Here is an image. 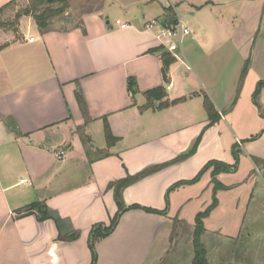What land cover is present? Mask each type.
<instances>
[{
	"label": "crops",
	"instance_id": "obj_1",
	"mask_svg": "<svg viewBox=\"0 0 264 264\" xmlns=\"http://www.w3.org/2000/svg\"><path fill=\"white\" fill-rule=\"evenodd\" d=\"M11 2L14 6L2 12L0 22L15 17L17 0H0V9ZM230 2L237 12H228L227 18L214 9L215 1H207V34L191 33L181 60L170 54L175 62L168 82L161 61L166 52L144 22L114 26L96 14L73 27L42 31L32 16L23 15L17 32H0V264H92L93 227L109 226L118 213L109 185L167 164L123 191L127 207L164 214L129 210L114 232L96 243V264H153L164 254L159 242L175 233L180 212L175 216L173 211H182L213 186L212 170L197 182L182 184L193 181L209 162L233 166L238 152L237 169L217 176L224 190L252 184L251 178L254 185L257 171L264 178V166L259 167L264 164V85L259 106L254 102L257 86L264 82V0L219 4ZM130 78L136 81V93L129 90ZM159 87L165 99L148 104L145 93ZM203 94L220 116L215 124H210ZM182 98L186 100L171 104ZM166 101L170 104L161 107ZM105 119L118 139L112 147L105 138ZM199 137L196 153L174 162ZM243 161L250 164L245 180L220 181L237 175ZM78 164L86 165V172L80 173ZM36 202H45L64 221L63 235L76 231L79 237L61 240L54 220L16 218V211Z\"/></svg>",
	"mask_w": 264,
	"mask_h": 264
},
{
	"label": "rangeland",
	"instance_id": "obj_2",
	"mask_svg": "<svg viewBox=\"0 0 264 264\" xmlns=\"http://www.w3.org/2000/svg\"><path fill=\"white\" fill-rule=\"evenodd\" d=\"M68 1L69 7L66 11L50 21L51 28L63 27L68 24L73 27L81 23L85 16L99 14L103 16L105 21H109L114 26H118L116 24L117 20L123 23H131L137 20L147 24L149 21L154 20L163 21L167 17L169 21L181 20L182 24L191 31L192 36H200L202 32L207 34V1L209 0ZM212 1L217 3L214 9L218 12L223 11L227 18L230 15L229 13L237 12V8L231 2L226 6L219 4L220 2L233 0ZM30 3V0H17V4L13 9L14 11H24L29 8ZM58 3H43L41 5H43V8L48 5L57 8ZM144 6L146 7L145 11L142 10ZM203 6L205 7L203 8ZM168 7H171L172 11H166ZM144 15L146 18H143ZM12 16L13 19L10 17L8 21H14V14ZM233 20L235 21L234 18ZM79 132L85 144H88L85 133L83 131ZM246 163L245 161L242 162L241 170L237 175H225L222 179L220 178V181L230 184L234 180L238 182L245 180L248 170L247 165H250ZM263 166L264 164L259 165L260 168ZM77 169L80 173L81 171L86 172V165L81 166L78 164ZM257 174H262V171H257L256 176L253 177L256 179L254 185L251 178L252 184L243 183L241 188L219 190L216 193L218 206L213 210L211 216L205 220L206 232L202 237L210 263L264 264V178ZM214 196L213 184L205 193H201L199 199L186 204L182 211H173L175 216H178L177 214L180 212L179 218L174 219L175 233L169 241L163 243L158 241L157 248L164 249V254L162 259L153 264L193 263L195 255L193 244L195 219L198 213L205 211L212 204ZM157 248L155 251L158 250Z\"/></svg>",
	"mask_w": 264,
	"mask_h": 264
},
{
	"label": "trees",
	"instance_id": "obj_3",
	"mask_svg": "<svg viewBox=\"0 0 264 264\" xmlns=\"http://www.w3.org/2000/svg\"><path fill=\"white\" fill-rule=\"evenodd\" d=\"M12 5H14V2H11V3L7 4L5 7L1 8L0 9V15L2 14V12L4 10L10 8ZM68 7H69V1L68 0H60L57 8H53L52 6H49V5L46 8H43V5L31 1L29 8L25 9L24 11H22V10L17 11L14 21L9 22V21L2 20L0 22V32L4 31V30H8V29H15L16 26L18 25L19 19L23 15L32 16L34 18L37 26L39 27V29L42 31H46L50 27V21H52L54 18H56L57 16H60L62 13H64ZM166 11H172V8L168 7V8H166ZM175 21H176V19L173 22H175ZM15 32H17V29H15ZM161 61H162L163 78H164L165 82H168L169 68L175 62V59L169 53H164L163 55H161ZM248 67H249V62L246 63V66L242 72L240 85H239V89L237 92V98L240 94V90H241V87L243 85L244 79L246 77ZM128 84H129V90L132 93H136L137 92V84H136L135 79L130 78L128 80ZM263 85H264V82L259 83L257 86V89L254 93V102L258 106H259L258 97H259L260 90L263 87ZM145 96L147 97V99L149 101L148 104H153L152 100L162 101L165 99L166 94H165L164 88L159 87V88H156L154 90L146 92ZM76 97H77L79 106L81 108V111H82L84 117L88 121V116H89L88 115V108H87V104H86V101L84 99L83 93L80 89H78L76 91ZM203 98H204V107H205V110L208 114L210 124H215L216 122L219 121L220 116H219L217 110L215 109V106H214L213 102L211 101V99L209 98V96L206 94H203ZM184 100H186V98L175 100L171 104H178V103L183 102ZM169 104L170 103L168 101L162 102L161 107H166ZM104 122H105V138L107 141V145H108V147H112L118 141V139L113 135L111 128L109 126V123L107 122L106 119L104 120ZM200 141H201V137H199L197 139V141L195 142L194 146L189 151V153H187L184 156L179 157L174 162H180V161L185 160V159L189 158L190 156L194 155L198 149ZM234 153H235V158H236V164L235 165L231 166V165L221 163L218 161H211L205 166V168L201 171V173L193 181L182 183V184H192L194 182H197L200 180V178L202 177V175L205 172L212 170V177H213L212 182L214 184L215 196H214L212 204L209 207H207V209L205 211L200 212L196 216L195 231H194V237H193L195 255H194V259H193L192 264H212L209 262L208 252L206 251L205 245L202 242V237L206 232L205 220L211 215L213 210L218 206V199L216 198V193L219 190L227 189V187H225L223 184H221L218 181L217 176H219L222 173H231L237 169L238 152L235 150ZM164 166H167V164L163 165V166H157V167L147 169V170L139 173L138 175L128 176L126 179L111 183L109 185V188L114 189V192H115V201H116L117 206H118V213L112 219L109 226H105L104 224H97L93 227V229L91 231V242H90V249L92 252V264H96L97 260H98V255H97V251H96V243L99 240H102V239L108 237L109 235H111L114 232L115 228L118 225V222H119L121 216L125 212H127L129 210L140 209V210H143V211L148 212V213L164 214V212H160L158 210H154V209H150V208H144V207H141L139 205H133L131 207H127L125 205L124 200H123V191L128 186H130L133 183L157 172L158 170L162 169ZM30 215H35L40 222H43L46 220H54L55 223L57 224L58 230L60 232L59 238L61 240L71 242V241L76 240L79 237V233L76 231H72L69 234L63 235L64 221L59 217V215L56 212L50 210L45 202H36V203L29 205L28 207H26L24 209L16 211V218H22V217H26V216H30Z\"/></svg>",
	"mask_w": 264,
	"mask_h": 264
},
{
	"label": "built area",
	"instance_id": "obj_4",
	"mask_svg": "<svg viewBox=\"0 0 264 264\" xmlns=\"http://www.w3.org/2000/svg\"><path fill=\"white\" fill-rule=\"evenodd\" d=\"M116 24L123 27L125 26V24H122L119 20ZM146 29L157 33L160 46L166 53L171 54L177 60H181L180 51L184 41L191 35V31L182 24L181 20H176L175 22L169 20H165L164 22L154 20L147 23ZM29 41H33V38H30ZM188 69L190 68L188 67ZM170 87L171 85L169 84L167 89H170ZM64 156L65 152L61 151L59 153V158H63Z\"/></svg>",
	"mask_w": 264,
	"mask_h": 264
},
{
	"label": "water",
	"instance_id": "obj_5",
	"mask_svg": "<svg viewBox=\"0 0 264 264\" xmlns=\"http://www.w3.org/2000/svg\"><path fill=\"white\" fill-rule=\"evenodd\" d=\"M30 1H33V2L38 3V4H43V3L51 4L54 2H59L60 0H30Z\"/></svg>",
	"mask_w": 264,
	"mask_h": 264
}]
</instances>
